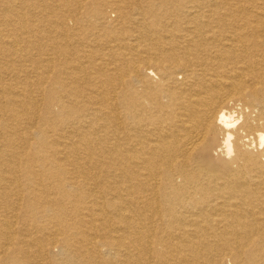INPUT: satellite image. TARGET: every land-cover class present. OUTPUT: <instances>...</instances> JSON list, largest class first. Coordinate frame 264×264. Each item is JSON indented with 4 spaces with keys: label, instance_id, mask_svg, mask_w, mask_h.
I'll return each instance as SVG.
<instances>
[{
    "label": "bare ground",
    "instance_id": "bare-ground-1",
    "mask_svg": "<svg viewBox=\"0 0 264 264\" xmlns=\"http://www.w3.org/2000/svg\"><path fill=\"white\" fill-rule=\"evenodd\" d=\"M0 264H264V0H0Z\"/></svg>",
    "mask_w": 264,
    "mask_h": 264
},
{
    "label": "rangeland",
    "instance_id": "rangeland-1",
    "mask_svg": "<svg viewBox=\"0 0 264 264\" xmlns=\"http://www.w3.org/2000/svg\"><path fill=\"white\" fill-rule=\"evenodd\" d=\"M70 13V12H69ZM71 14V13H70ZM72 15V14H71ZM113 15V14H112ZM74 16V15H72ZM58 21V18L55 17V16H48L47 18V22H56ZM68 25L71 26L72 25V21L71 20H68ZM43 30V29H42ZM46 30V29H45ZM44 31V30H43ZM47 86H50V84H47ZM54 253H57V250L56 248L54 249ZM56 255V254H55Z\"/></svg>",
    "mask_w": 264,
    "mask_h": 264
}]
</instances>
